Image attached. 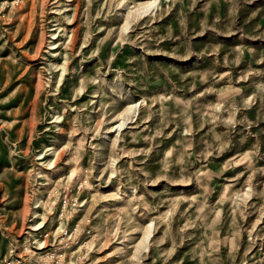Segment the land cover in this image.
<instances>
[{
    "label": "rangeland",
    "instance_id": "1",
    "mask_svg": "<svg viewBox=\"0 0 264 264\" xmlns=\"http://www.w3.org/2000/svg\"><path fill=\"white\" fill-rule=\"evenodd\" d=\"M0 264H264V0H0Z\"/></svg>",
    "mask_w": 264,
    "mask_h": 264
}]
</instances>
